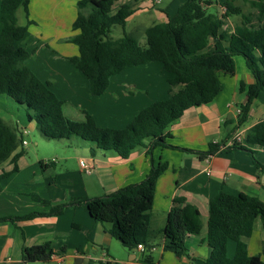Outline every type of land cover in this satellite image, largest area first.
Instances as JSON below:
<instances>
[{
  "label": "trees",
  "instance_id": "trees-1",
  "mask_svg": "<svg viewBox=\"0 0 264 264\" xmlns=\"http://www.w3.org/2000/svg\"><path fill=\"white\" fill-rule=\"evenodd\" d=\"M243 1L257 12L258 20L264 16V0ZM29 2H0V96L5 95L22 106L28 121L34 122L50 141L77 137L91 143L92 156L100 150L126 159L135 150H143L150 157L156 148H170L197 155L202 160L215 155L220 150L219 145L210 144L203 152L175 147L168 144L169 132L186 110L206 105L218 95L220 84L216 72L234 73V59L241 57L253 78V83L246 88V102L237 116L238 126L246 121L252 102L264 90V22L254 26L251 13H243L234 0L218 3L223 8L221 15L208 11L212 1L187 0L166 23L153 24L144 30L143 47L124 31L118 39L109 36L115 26L124 29L126 19L133 13L131 4H122L114 10V0H81L76 4V17L71 25V30L77 34L64 41L76 46L78 53L69 58V62L86 79L92 97L104 94L110 78L126 68L153 62L160 63L163 70L172 75L167 79L169 87L182 85L183 88L168 99L157 100L140 110L122 129L98 128L85 112L82 121L68 119L62 111V101L26 68L25 61L30 54L18 46L31 25ZM19 9L25 14L24 25L18 23ZM234 15L240 16V23L230 35H226L223 32L225 21ZM210 41L213 42L212 48ZM21 141V135L17 137L14 129L0 119V168L8 161L15 162L17 157H11V154ZM245 141L249 145L264 147V120L247 132ZM224 150L245 152L257 171L264 173V166L252 150L239 144ZM166 168L164 164L151 166L140 183L104 197L72 199L52 207L47 213L33 212L21 217L2 218L0 222L57 216L67 207H84L93 220L109 225L108 233L123 247L133 250L142 245L147 251L156 181ZM5 176L1 175L0 180ZM257 219L263 221L264 229V203L255 197L219 193L211 198L206 225V242L211 252L204 264H263L258 258L248 256L245 241ZM201 228L197 210L185 204L184 199H173L162 230L163 250L176 258L186 256V238L198 234ZM228 241L235 243V254L231 259L226 256ZM53 255L50 243L22 250V260L28 264H46ZM144 261L151 263V256H145ZM102 264L119 263L111 259Z\"/></svg>",
  "mask_w": 264,
  "mask_h": 264
},
{
  "label": "crops",
  "instance_id": "crops-1",
  "mask_svg": "<svg viewBox=\"0 0 264 264\" xmlns=\"http://www.w3.org/2000/svg\"><path fill=\"white\" fill-rule=\"evenodd\" d=\"M78 1L30 0L28 19L31 25L24 38L18 42V46L30 54L25 61L26 68L62 100L65 117L64 108L68 110L71 120L75 121H82L85 112L95 119L99 117L100 122L105 123L108 128L120 129L143 108L157 100H166L183 88L182 85L169 87L167 79L172 75L165 72L160 63L153 62L126 68L110 78L104 94L92 97L86 79L69 62V58L77 55L74 48L76 46L64 41L77 34L71 30V25L76 17L75 5ZM171 1L173 0H164L161 5L162 0H114L113 8L116 10L122 4H131L133 13L126 22L140 15L153 25L166 23L173 16L171 14L175 6L171 11L168 8ZM218 3L221 2L216 1L209 7L216 6L217 11H220ZM254 12L256 11L251 13L252 17ZM234 16L237 17L234 22L230 21L232 16L225 21L223 32L226 35H230L240 23V16ZM17 19L20 25L26 23L22 9L17 12ZM255 20L254 22L253 17L252 24L258 26L264 22V16L258 20L256 12ZM150 26L139 28L144 32ZM24 39L25 45L22 43ZM212 44L210 41V48ZM236 58L234 73L216 72L220 84L218 95L206 105L186 110L170 128L171 138L168 139V144L172 146L203 152L210 144L219 145L220 150L215 155L206 157L208 161L170 148H156L150 157L143 150H135L126 159L100 150L92 156L90 149L89 154H74L79 172L84 175L80 179L81 186L78 187L76 199L107 196L128 185L140 183L151 166H167L156 181L150 212V247L147 251L126 249L108 233V224L93 220L84 207L71 206L57 216L0 222V264H28L22 260V250L43 243H50L54 253L46 264H102L111 259L119 264H204L211 252L206 242L209 200L219 193L232 196L244 194L264 203V173L257 171L245 152L224 150L234 135L240 134V145L255 152V158L264 166V147L249 145L245 141L247 132L264 120V97L261 96L264 90L252 102L246 121L238 126L237 111L246 102V88L253 83V78L244 60L241 63ZM155 72L165 82L162 86L155 85ZM9 99L5 95L0 96V119L14 129L17 137L21 135L26 145L21 141L11 154V157H17L15 162L8 161L0 168V176L6 174L0 180V219L21 217L28 212L47 213L52 207L66 203L68 198L73 197L71 194L66 197H49V202L35 197L32 200L40 203L39 207L31 210L20 207L17 192L31 188L30 183L16 179L22 169H29L24 151L28 142L23 132L28 133L27 130L36 125L28 121L26 113L12 123L9 107L13 100ZM112 120L119 125H113ZM41 160L46 162L38 163V169L30 167L31 177L38 180V186L56 187L53 181L47 180L55 172L56 161L52 159L48 162L47 158ZM81 162L89 168V173L86 174L81 168ZM13 174H16L15 177H10ZM91 188L95 191L93 195ZM175 198L184 199L185 204L193 206L202 224L198 234L186 238L187 255L181 258L163 250L162 230ZM245 241L248 256L258 258L264 264V229L261 219L256 220L253 231ZM234 254L235 243L228 241L226 256L231 259ZM147 255L151 256V263L144 261Z\"/></svg>",
  "mask_w": 264,
  "mask_h": 264
},
{
  "label": "rangeland",
  "instance_id": "rangeland-1",
  "mask_svg": "<svg viewBox=\"0 0 264 264\" xmlns=\"http://www.w3.org/2000/svg\"><path fill=\"white\" fill-rule=\"evenodd\" d=\"M81 1V0H79ZM78 1V2H79ZM187 0H173L171 1V4L169 5V11L173 9L175 6V10L171 15H174L177 11V9L182 5L181 3L186 2ZM204 1H212V3H215L216 1L224 2L225 0H204ZM235 5H237L243 13H252L253 10L249 6V4L246 1L243 0H234ZM164 3V0H162L161 5ZM77 4V3H76ZM76 8V5H75ZM219 9V8H218ZM223 8H220V11H217L216 6H210L208 7V11L212 14H223ZM20 10V9H19ZM18 10V11H19ZM20 16H22L20 14ZM254 22L256 21V12L253 13ZM236 16H232L230 18V21H235ZM152 25L151 22H148L145 20L142 16L137 15L132 17L126 22V25L124 29H122L119 26H115L112 28L109 36L113 39H118L122 37L123 31L126 34L132 35L135 37L140 46H145V36L142 32V30L139 28L140 26H150ZM228 28V27H227ZM25 45V39L22 42ZM77 54V49L74 47ZM241 63L243 62L242 58H236ZM43 60H45L43 58ZM33 61V60H31ZM32 63V62H31ZM40 61H38L37 64H39ZM39 66V65H38ZM42 66V65H41ZM155 85L159 87L162 86V83L165 82L162 80V77H160V74L158 72H155L153 75ZM153 82V83H154ZM261 96L264 97V92L261 93ZM59 99V98H58ZM12 101L11 99H9ZM60 100V99H59ZM62 101V100H60ZM10 111L9 115L11 118V122L15 123L16 118L18 117H24L25 110L22 106H19L14 101L10 102ZM8 112V111H7ZM64 112L68 118L69 112L67 109L64 108ZM94 120L95 125L98 128H108V126L105 125V123L100 122L99 117L96 119L92 117ZM71 119V118H70ZM131 121V120H130ZM113 125H119L116 121H111ZM36 125V124H35ZM27 126V125H26ZM117 129V128H116ZM122 129V128H120ZM28 133H26V139L28 142V145L25 147V156H26V162L29 165V169L25 171L24 169L21 170L19 175L16 177L17 181H25L30 183L31 188H28V190H22L21 192H17L18 199L20 203V207L23 208V210H31L34 208L39 207L40 203L34 202L33 198H38L42 201L49 202V197H66L67 194H71L73 197L68 198L66 201H70L72 199H76V196H78L79 191L78 187L81 186L80 179L84 178L83 174H80L77 160L75 158V152L78 153H88V149L91 148V143H88L86 141H83L77 137L72 138L71 140H61V141H50L46 139L38 130L37 126H33L32 129L27 130ZM89 154V153H88ZM47 158V161L50 162L52 159L56 161L55 164V172L47 177V180L53 181L56 184L55 186H38V180L36 178L31 177V169L30 167L35 166V168L38 169V163L46 162L42 161L41 159ZM87 174V173H86ZM16 174L11 175L10 177H15ZM73 180V181H72ZM35 182V183H33ZM92 195L94 194V188H91ZM41 206V205H40ZM33 212H28L27 214H30ZM27 214H23L27 215ZM22 216V215H21ZM19 217V216H18ZM117 246L120 247V245L113 241ZM86 253V252H85ZM98 264V263H96Z\"/></svg>",
  "mask_w": 264,
  "mask_h": 264
},
{
  "label": "built area",
  "instance_id": "built-area-1",
  "mask_svg": "<svg viewBox=\"0 0 264 264\" xmlns=\"http://www.w3.org/2000/svg\"><path fill=\"white\" fill-rule=\"evenodd\" d=\"M237 112H238V114H239V113H240V110L237 111ZM23 133L26 134L25 131H24ZM241 143H242L241 135H240V134H236V135H234V137L232 138V140L228 143V145H226V147H232V146H234L235 144H239V145H240ZM22 144H23V145H26V141H23ZM204 160H205V161H208V158H205ZM80 166H81V168H83V169L86 171V173H89V172H90L89 168H86V166L84 165L83 162L80 163ZM137 249H138L139 251L143 252L145 248H144V246H142V245H138V246H137Z\"/></svg>",
  "mask_w": 264,
  "mask_h": 264
}]
</instances>
